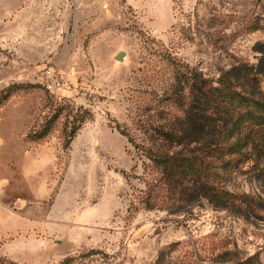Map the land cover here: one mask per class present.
Listing matches in <instances>:
<instances>
[{
    "label": "rangeland",
    "instance_id": "rangeland-1",
    "mask_svg": "<svg viewBox=\"0 0 264 264\" xmlns=\"http://www.w3.org/2000/svg\"><path fill=\"white\" fill-rule=\"evenodd\" d=\"M258 44L264 0H0V264H264V211L179 207L149 154Z\"/></svg>",
    "mask_w": 264,
    "mask_h": 264
},
{
    "label": "trees",
    "instance_id": "trees-1",
    "mask_svg": "<svg viewBox=\"0 0 264 264\" xmlns=\"http://www.w3.org/2000/svg\"><path fill=\"white\" fill-rule=\"evenodd\" d=\"M254 49L255 64L234 67L215 83L192 75L186 98L175 99L182 116L153 131L149 154L179 207L206 200L239 217L264 211L259 196L234 194L226 181L232 170L246 168L264 193V44ZM217 163L225 172L221 176Z\"/></svg>",
    "mask_w": 264,
    "mask_h": 264
},
{
    "label": "built area",
    "instance_id": "built-area-1",
    "mask_svg": "<svg viewBox=\"0 0 264 264\" xmlns=\"http://www.w3.org/2000/svg\"><path fill=\"white\" fill-rule=\"evenodd\" d=\"M45 75H46L47 78H49L50 80H51V77H53V75H52V73L50 72V70L45 71ZM47 87H48V88H51V87H53V85H52V84H48Z\"/></svg>",
    "mask_w": 264,
    "mask_h": 264
}]
</instances>
